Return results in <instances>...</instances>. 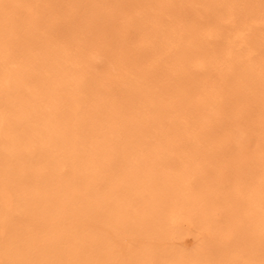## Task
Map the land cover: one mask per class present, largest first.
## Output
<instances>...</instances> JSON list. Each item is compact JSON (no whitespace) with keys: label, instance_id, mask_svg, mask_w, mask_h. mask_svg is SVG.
Masks as SVG:
<instances>
[{"label":"rangeland","instance_id":"obj_1","mask_svg":"<svg viewBox=\"0 0 264 264\" xmlns=\"http://www.w3.org/2000/svg\"><path fill=\"white\" fill-rule=\"evenodd\" d=\"M2 2L5 4L4 11L8 17L6 22L0 24L1 31L3 32L0 35L4 45L8 48L7 52L3 53L2 56L5 54L7 56L5 63L13 62L14 64H19V67L20 65L30 63L31 70L25 74L29 76L26 77L29 78V81L26 80L24 86L26 84L29 86V82H31L30 87L32 89L30 91L34 90L33 84L38 73V71L33 69L37 67L34 63L36 62V57L38 59L42 55L51 53L55 56L57 55L58 62L62 63L60 66L63 70H58L60 74L55 77L52 75V79L56 84L61 83L60 88H57L61 93V97L64 94L66 104H68V99H70L69 105L66 107H62L61 105L58 108L60 109L58 120L64 124L63 131L75 132L76 125L79 127V124L82 125L84 122L87 123V121L88 128H93V126H97L98 124L101 125L103 122L101 118H103L104 114L100 112L94 114L88 107L90 106L91 109L94 107L96 108L95 110H98V107H102V105L108 107L105 104L106 101L108 105L114 104V109L109 107L107 110L116 116L115 122H113L114 125H112L119 134L116 144L117 161L120 162L117 163L114 171H122V164L125 161L127 165L129 163V167L136 166L137 158H135L136 160L128 161L126 158L130 156L134 159L135 155L139 153L137 150L138 145L134 142L135 138L133 136L139 135L136 133V130H138L137 126L141 122V117L145 116L144 113L147 114L143 110L142 113L137 114L134 110L136 104L139 103L136 98L138 93L143 95L146 92L145 94L149 95L151 99L154 97L153 108L166 112L163 113L165 115L163 117V114L157 115L161 120L154 121V124L156 125L157 123L161 128L162 124H167L170 127L171 124L168 121L173 120L176 114H181L183 121H179L183 123V127L186 126L184 129L189 131L187 136L191 142H184L186 140L184 135L183 137L180 136L183 139L177 138L176 140L171 132L164 139L159 137L158 134L155 135L156 137L154 138L156 140H154L152 145L150 144L151 146L156 145L161 147L168 145L167 147L173 150L163 156L164 159H168L167 162L171 161V164L168 163V167L160 169V174L162 173L164 176L168 174V177L170 175H178L180 177L178 178L179 180L170 182L169 190L171 193L160 189L161 187L158 186L153 191L154 193L152 192V195L148 197L154 201L156 199L155 202L157 203H154L157 204V210L155 209V211L146 209V206L142 205L141 202L144 200V197H142L140 192L139 195L130 196L132 204L128 205L127 208L126 206L122 207V209H126L123 210L127 212L125 216H128H126V220L121 221L125 228L123 231L117 227L116 222H108L104 217H102L103 220L100 218L101 221L100 219L93 218L96 222L93 221L92 224L94 226H90V228L87 227L89 224L86 225L87 222H85L90 219H81L87 216L66 218L58 226H55L48 219V216H43V218L40 216L41 211H44V209L51 215L55 211L75 210L74 208L79 206L75 203V197H77L75 192L77 190L72 186L78 182V179L75 178L77 170L71 169V166L75 162L74 160L73 163L70 161L71 159L69 160L72 164L70 166L65 161L64 163H58L56 165L57 168H55L58 171L55 173L57 175L62 174L65 178L67 189L63 197L65 204L59 202L49 205L45 204L42 210L36 208L32 210V207L27 204L26 200L33 193H43L46 191L44 186H39L43 181L40 165L33 163L30 166L28 161H25V157H21L23 161L20 158L17 159L18 161L13 160V163H8V166L5 165L7 174H3V178L0 177V191L2 192L0 194L5 192L4 199H7L10 204H5L0 196V227L5 231V229L9 230L8 227L13 225L14 232H11V235L8 233V236L5 233L4 236L0 235V264L10 263L9 259L10 255L13 254V250L11 248L9 249L11 251L4 249L3 243H9L18 233H23V236L27 237V241L31 239V241L37 243V246L43 245L45 241L52 240L57 242V244L51 247L50 253H47L48 255L42 264H78L80 261H76L71 255L73 249L78 247V244L75 246L74 243L85 242L84 244H88V241L92 244L90 242V233H94L98 228L102 229L103 233L105 232L103 237L112 241L117 240L119 238L117 237L118 235L121 236L120 240L123 241L117 242L120 244V253L106 252L104 249L95 250L90 254L92 256L89 255V258L87 254H84V258L87 259H83L82 261L88 262V259L90 260V258L96 256L97 259L105 257L106 259L109 258L107 260H113V262L109 261L107 264H123L125 261L123 257L126 256L124 254L130 248L126 240L136 235L137 233L135 232H138L140 229V226L138 227V224H135L131 218L132 214L138 212L141 216L150 213L152 218L151 216L150 218L147 216L144 218L143 224L147 222L148 226H152L153 230L159 231L165 227L163 229L164 233H154V236L151 238L154 239V244L150 250L152 257L150 258L151 260L148 259L146 264H264V216L258 219L261 213L264 214V208H262L264 207V0H2ZM27 28H33L32 32H28ZM163 35L166 37H163ZM29 36L34 37V40L26 39ZM151 38L155 40L153 41ZM30 44H32L33 48H29ZM184 47L194 53L176 61L172 54L183 50ZM237 57L238 59L235 60ZM70 59L72 60L70 61ZM64 60L65 62H63ZM175 62H177V65H181L180 63L185 65L184 70L177 69L176 66L175 68L179 73L173 70L174 68L172 67L175 65ZM244 63L255 65L254 71L248 69L244 72L245 75L244 73L241 74L243 65L245 66ZM57 64H53L54 67H52L59 66ZM117 74L118 76L122 75L118 77ZM48 75L50 76V74ZM76 75H78V78L74 80ZM230 75L235 76V79L233 78L232 81L235 84L233 83L227 89V86L223 87L222 79L224 77L229 78ZM62 77L68 78L62 80ZM192 78L196 80L193 81ZM76 82L80 83V85L84 84L82 87L85 91L84 98H82L81 91L70 92L73 90L71 89V85ZM243 84L245 87H243ZM27 85L26 87L28 88ZM220 85H222V89ZM137 87L139 89H136ZM242 87L244 90H242ZM140 89L144 90L140 91ZM220 89L221 91H219ZM156 90H158L157 93ZM238 91L239 93H237ZM236 95L237 97H235ZM125 96L127 97L126 99ZM13 97L12 100L15 99V102L16 99L18 101L23 100V98L19 99L18 96ZM99 97L100 99H98ZM131 97L133 99H130ZM80 98L84 101L83 104L78 105ZM119 99L121 101H118ZM202 99L205 100L203 101ZM8 101H11L10 97L6 100L7 104ZM1 102H3L2 105L6 103L5 99L0 98ZM177 102H183V109L182 106L180 107L181 109L178 107V110H175L176 112L167 116L166 109L175 107L173 105ZM82 105L83 111L86 109V112L79 111L85 117L81 122L82 119H78L77 117L78 112H75L77 107L75 109L74 107ZM215 106L219 107L217 112L219 115L216 113ZM214 107L215 109H213ZM29 109L30 111L34 109L32 104L29 105ZM118 109H121V112ZM128 111L132 112V114L125 113ZM150 111H148L150 115L147 114L148 117L146 115L144 118L148 119L152 115L153 112ZM136 114L140 116L138 117ZM31 115H24L25 117H22L28 120V118L31 119L33 117ZM125 115L127 116L125 117ZM96 116L97 119H95ZM22 117L19 116L21 119ZM104 117L106 116L104 115ZM129 117L131 118L129 119ZM211 120L212 122H210ZM118 122H120L121 127H119ZM154 124L153 126H155ZM131 126L134 128L133 131L127 128ZM164 127L167 128L168 126ZM192 130H195V132ZM30 132L32 133V131ZM239 132L243 135H240ZM153 134L151 133V135ZM191 135L194 137H191ZM51 136V134L48 135L46 141L49 144L52 142L55 145L54 148L60 149L56 139H51L50 141L49 138H52ZM193 139L194 141H192ZM130 141L134 142L132 144L135 148L129 149V146L131 147V144H128ZM34 142L36 141L23 143L21 148L26 153L28 151L31 156H36V143ZM70 143L68 144L70 145ZM123 143L125 144L122 145ZM120 145L122 146L120 147ZM196 145L198 146L194 147ZM70 146V148H73V144ZM186 150L188 153H186ZM184 155L185 157H182ZM124 157L125 160H123ZM184 162L189 165L193 162L195 168H198V170L193 174H188L183 167ZM162 163L158 162L157 164L162 166ZM28 167H30V171L28 174H25L24 169H28ZM14 172H16L15 176ZM136 172L137 170H129L126 173L136 174ZM159 172L157 173L156 171L154 173L160 175ZM181 175H183L184 179ZM35 184L37 187H35ZM106 192L111 195L113 191L108 192L106 190ZM160 203L162 204L159 206ZM158 206L161 209L157 208ZM12 212H18V214L20 212L19 215L21 216L28 215L26 218L21 217L19 219L21 223L15 226L14 223L16 222L12 221L14 220V216L11 215ZM154 214L159 221V223H156L158 226L155 227L153 226ZM15 219L17 220V218ZM106 221L107 223H105ZM130 222L131 226L129 225ZM61 227L62 229H60ZM51 229L53 231H50ZM47 231L51 233L49 236L47 235L49 234ZM68 232L70 233L69 235ZM0 234H2L1 231ZM109 235L112 239L109 238ZM99 237L97 235L94 239L97 240L98 238L99 240ZM25 240L26 238L20 244H26L27 241ZM188 241L191 242L190 246L193 251L186 249L183 244L181 245V243L186 244ZM145 242L147 240L144 239L137 246H141L139 248L142 249L146 248ZM9 246L11 247V245ZM85 246L84 248H87ZM84 248L81 250V253H86ZM122 253L123 256L121 255ZM87 262L84 263L88 264ZM142 263L143 261H140L135 264Z\"/></svg>","mask_w":264,"mask_h":264},{"label":"bare ground","instance_id":"obj_2","mask_svg":"<svg viewBox=\"0 0 264 264\" xmlns=\"http://www.w3.org/2000/svg\"><path fill=\"white\" fill-rule=\"evenodd\" d=\"M9 1V0H8ZM4 6L5 4L2 2V0H0V24L2 22H6L8 17L4 11ZM102 16V15H101ZM91 17V16H90ZM94 17V15H93ZM100 17V16H99ZM99 19V18H98ZM101 23V22H100ZM2 29L0 28V33ZM33 28H27L28 32H32ZM27 32V33H28ZM148 32V31H147ZM3 33V32H2ZM13 33V31H12ZM11 33V34H12ZM154 33V32H153ZM168 34V33H167ZM166 34V36H167ZM5 36V35H4ZM163 35V37H166ZM162 37V35H161ZM5 38V37H4ZM34 38V37H33ZM31 36H29V38H26L28 40L33 41V39ZM22 39V38H21ZM153 39V38H151ZM157 39V38H156ZM164 39V38H162ZM169 39V38H168ZM2 37L0 35V98L1 99H5L6 100L10 97L11 101H8L4 103L7 104L6 106H3L1 102L0 105V177L3 178V174H7L6 169H5V165H7L8 163L12 162L13 160H17L20 159L21 157H25V161H28V163L30 164H39L41 169L40 172L42 174V182L40 183L39 186L41 187H45L46 191L43 193H33L31 194L26 200H27V204H29L32 207V210L34 208L42 210V207L45 204H55V203H64V195L67 191L66 186H65V178L63 177L62 174L57 175L55 172H58L55 168L56 165L58 163H64L66 161V163H68V165L70 166L71 162L73 163V160L75 161L74 164L71 166V169L77 170V175L78 177L75 176V178L78 179V182L75 185H72L74 188H76L75 190H77L75 192V195L77 197L76 198V205H79L78 207L74 208L75 210H62V211H55L54 213H51V215H49L46 210L44 209V211H41L40 216L43 218L48 216V219L51 220L55 226H58L64 219L66 218H70V217H86V218H81L83 220H89V221H85L87 222L86 225H88L87 227L90 226H94L92 223L93 221H95V219L93 218H97L98 220L102 217L106 218V220L108 222H116L117 223V227L121 228V231H123L124 225L123 223H121V221H123L126 216L125 214H127V212H124L123 210L126 209H122L123 206H126V208L128 207V205L132 204V200L130 196H134L136 194L142 195V197H144V200L141 202L142 205H144V207L146 206V209L149 210H154L156 209L157 202L156 199L155 201L153 199H150L148 197H150V195H152V192L155 191V189L158 188V186H160L162 190L166 191V192H170V182L173 180H179L178 178L180 176L178 175H170L168 177L167 175H162V173L160 174L159 170L163 169V167H168V163L171 164L170 162H167L168 159H164L163 156L166 155L167 153H169L172 149L168 148V145H163L161 147H158L156 145H153L154 140H156L155 135H159V137L163 138L166 137V135L171 132L174 136V138L177 140V138L180 140L183 139L181 137H183V135L185 136V141H190L188 139L187 133H189V131L184 128H186V126H182L183 123H181L182 120L181 119V114L178 115L176 114V116L173 117V120H169L168 122L171 124L170 127L167 124H162L163 126H168L167 128H165V130H163V126L162 128L157 125L154 124V121H158V119H160V115H162L163 113H166L165 111L159 110L158 108H153L152 105H154L153 103L154 101V97L151 99L149 97V95H146L144 92V94L142 95L141 93L137 94V102L139 101V103L136 104V108L134 109L136 111V113H142L143 112H147V114L150 112H153L151 116H149L148 119L144 118L146 117V113H144V117H141V122L140 124L137 126L138 130H136L139 135H134L133 137L134 142L136 143V145H138L137 150L139 151V153H137V155H135L134 159L132 157H128L126 158V160H136L135 158H137V162H136V166H131L129 167V163L128 165L123 162L122 164V171H114L115 166L117 165V163H119L118 160V153H117V144H116V140L117 138H119V134L116 131V129H114L113 125L116 119V116H114L113 113L107 111L109 107H112V109H114V104L113 105H108L107 101L105 102V104L108 107H104L102 104V107H98V110H95L96 108L89 106L88 108L90 110H92V112L94 114H96V112H100L103 113L106 117H104L103 115V122L100 124H98L97 126H93V128H88L87 127V123L84 122L82 125L79 124V127H77L78 125L75 126V132L71 131V132H67V131H63L62 129L64 128V124L60 123L58 120V115L60 114V109H58L61 105L63 106H67L70 103V99H68V104H66V99L64 94L62 95V97L60 96V92L59 89L57 87L60 88L61 83H55L52 79V77L57 76L58 74H60L58 72L63 70L62 67L60 66L62 63L58 62L56 56L54 54L49 53L48 55H42L41 57H39L36 59L35 65H37V67L33 68L36 71H38V73L35 71V73H37V78L34 82V90L35 92H31L30 89H32V87H30L31 82H27L29 84L28 88L26 87V85L24 86V83H26V80L29 81V77L28 75H25L27 72H29L30 69V63H27L26 65H17L16 63L14 64L13 62L11 63H5L7 60V56L6 54L2 56L3 53L7 52L6 50H8V48H6V46L4 45V42L2 41ZM25 40V39H24ZM143 40V39H142ZM155 39H153L154 41ZM158 40V39H157ZM156 40V41H157ZM164 41V40H162ZM167 41V40H166ZM30 42V41H29ZM11 43V41H10ZM26 43V42H25ZM156 43V42H155ZM33 48L32 44L29 45V48ZM37 48V47H36ZM53 48V47H52ZM133 48V47H132ZM186 47L183 48V50L176 52L173 55V58L177 61V60H181L180 58H185L187 55H190L192 52L191 50L185 49ZM66 49V48H64ZM175 49V48H174ZM43 50V49H42ZM58 50V49H57ZM77 50V49H76ZM99 50V49H98ZM97 50V51H98ZM4 51V52H3ZM11 51V50H10ZM9 51V52H10ZM30 51V50H29ZM63 51V50H62ZM72 51V50H71ZM45 52V51H44ZM49 52V51H48ZM95 52V51H94ZM170 52V51H169ZM13 53V52H12ZM34 53V51H33ZM61 53V52H60ZM76 53V52H75ZM171 53V52H170ZM169 53V54H170ZM47 54V53H46ZM57 54V53H56ZM14 55V54H13ZM171 55V54H170ZM23 56V55H22ZM53 56V59H52ZM64 56V55H63ZM123 56V55H122ZM138 56V55H137ZM146 56V55H145ZM239 56V55H238ZM68 58V57H67ZM73 58V57H72ZM78 58V57H77ZM76 58V59H77ZM94 59V58H93ZM139 59V58H138ZM238 59L235 58V60ZM26 60V59H25ZM32 60V59H31ZM67 61V59H65ZM65 60L63 62H65ZM72 59H70L71 61ZM78 60V59H77ZM76 60V61H77ZM80 60V59H79ZM34 61V60H33ZM60 61V60H59ZM9 62V61H8ZM22 62V61H21ZM20 62V63H21ZM31 62V61H29ZM58 63V64H57ZM84 63V62H83ZM177 62H175V65L172 67L174 68L173 70H176L175 66L177 67V69H181L184 70L185 65H183L182 63H180L181 65H177ZM179 63V61H178ZM230 63V62H229ZM252 63V62H251ZM23 64V63H22ZM53 64H57L59 66H56L55 68H53ZM68 64V63H67ZM136 64V63H135ZM174 64V63H173ZM172 64V65H173ZM245 64V63H244ZM53 66V67H52ZM68 66V65H67ZM86 66V65H85ZM255 67V65L253 64H245V66L243 65L242 68V73L243 74L246 70L250 69L252 71L253 68ZM68 68V67H67ZM82 68V67H81ZM187 68V67H186ZM185 68V70H186ZM234 68V67H232ZM65 69V68H64ZM70 69V68H69ZM258 69V68H257ZM75 71V70H74ZM73 71V72H74ZM177 71V70H176ZM34 72V71H33ZM93 72V71H92ZM96 72V71H95ZM178 72V71H177ZM182 72V71H181ZM187 72V70H186ZM237 72V71H236ZM256 72V71H255ZM97 73V72H96ZM179 73V72H178ZM232 73V71H231ZM249 73V72H248ZM246 73V74H248ZM24 74V75H22ZM50 74V76L48 75ZM93 74V73H92ZM150 74V73H149ZM185 74V73H184ZM188 74V73H187ZM229 74V73H228ZM33 75V74H32ZM53 75V76H52ZM79 75V74H78ZM78 75L75 76V79L78 78ZM122 75V74H120ZM119 75V76H120ZM148 75V74H147ZM194 75V74H193ZM192 75V76H193ZM234 75V73H233ZM245 75V73H244ZM254 75V74H253ZM31 76V74H30ZM35 76V75H34ZM49 76V77H48ZM92 76V75H91ZM90 76V78H91ZM118 76V74H117ZM118 76V77H119ZM196 76V74H195ZM226 76V75H225ZM239 76V75H238ZM242 76V75H241ZM151 77V76H150ZM200 77V76H199ZM205 77V76H204ZM235 76L230 75L229 78H225L222 79L223 87L227 86V89H229L234 82L233 78ZM244 77V76H243ZM242 77V78H243ZM32 78H34L32 76ZM68 77H62V80L67 79ZM122 78V76H121ZM120 78V79H121ZM147 78V77H146ZM117 79V78H115ZM154 79V78H153ZM190 79V78H189ZM193 81L198 79V77H196V79L192 78ZM235 79V78H234ZM60 80V79H59ZM144 80V79H143ZM201 80V77H200ZM31 81V80H30ZM61 81V80H60ZM69 81V80H68ZM84 81V80H83ZM119 81V80H118ZM123 81V80H122ZM54 84H53V83ZM175 82V81H174ZM221 82V80H220ZM237 82H238V77H237ZM96 83V81H95ZM112 83V82H111ZM136 83V82H135ZM156 83V82H155ZM163 83V82H162ZM172 83V82H171ZM207 83V82H206ZM115 84V83H114ZM118 84V83H117ZM173 84V83H172ZM235 84V83H234ZM240 84V83H239ZM87 85V84H86ZM85 85V86H86ZM97 85V84H96ZM125 85V84H124ZM128 85V84H127ZM136 85V84H135ZM164 85V84H163ZM218 85V84H216ZM222 85H220L221 89H222ZM242 85V83H241ZM73 90H71L70 92H76V91H81L80 93H82L81 95H83L82 98H84L85 96V91L82 89V87L84 86V84L82 83V85H80V83L78 84L77 82L74 83L73 85H71ZM89 86V85H88ZM98 86V85H97ZM140 86V85H139ZM143 86V85H142ZM148 86V85H147ZM176 86V85H175ZM30 87V88H29ZM65 87V86H64ZM145 87V86H144ZM157 87V86H156ZM219 87V86H217ZM243 87L244 84H243ZM242 87V90H244ZM66 88V87H65ZM149 88V86H148ZM174 88V87H173ZM87 89V88H86ZM97 89V88H96ZM111 89V88H110ZM136 89H139V87H137ZM142 89V88H141ZM140 91H143L141 90ZM154 89V88H153ZM221 89L219 91H221ZM241 89V88H240ZM93 90V89H92ZM124 90V89H123ZM146 90V89H145ZM155 90V89H154ZM209 90V89H207ZM206 90V92H207ZM95 91V89H94ZM113 91V90H112ZM118 91V90H117ZM129 91V90H128ZM149 91V90H148ZM152 91V89H151ZM150 91V92H151ZM158 90H156L157 93ZM233 91V88H232ZM237 91V90H236ZM97 92V91H95ZM123 92V91H122ZM135 92V91H134ZM138 92V91H137ZM223 92V91H222ZM104 93V92H103ZM110 93V92H109ZM124 93V92H123ZM205 95L206 93L203 92ZM221 93V92H220ZM225 93V92H224ZM239 93V91L237 92ZM243 93V91H242ZM107 94V93H105ZM103 94V95H105ZM121 94V93H120ZM148 94V92H147ZM151 94V93H150ZM195 94V93H194ZM99 95V93H98ZM97 95V96H98ZM159 95V93H158ZM208 95V94H207ZM232 95V94H231ZM13 96H18L19 99L23 98V100H17L15 102V99L12 100V98H14ZM64 96V97H63ZM87 96V95H86ZM96 96V95H95ZM109 96V95H107ZM120 96V95H118ZM127 96V95H126ZM125 96V99L127 98ZM239 96V95H238ZM102 97V96H100ZM100 97L98 99H100ZM123 97V96H121ZM178 97V96H176ZM196 97V96H195ZM237 97V95L235 96ZM118 98V97H117ZM129 98V97H128ZM149 98V100H147ZM185 98V97H184ZM211 98V97H210ZM89 99V98H88ZM91 99V98H90ZM103 99V98H102ZM112 99V98H111ZM122 99V98H120ZM118 101H121V100ZM130 99H133V97H131ZM135 99V98H134ZM176 99V98H175ZM93 100V99H92ZM136 100V99H135ZM156 100V99H155ZM170 100V99H169ZM185 100V99H184ZM197 100V99H196ZM203 100V99H202ZM205 100V99H204ZM203 100V101H204ZM215 100V99H214ZM72 101V100H71ZM83 101L81 98L79 99L78 105L79 104H83ZM104 101V100H103ZM117 101V100H116ZM127 101V100H126ZM132 101V100H130ZM160 101V100H159ZM190 101V100H189ZM93 102V101H92ZM97 102V101H96ZM102 102V101H101ZM112 102V101H111ZM161 102V101H160ZM169 102V101H168ZM172 102V101H171ZM176 102V101H175ZM199 102H201L199 100ZM219 102V101H218ZM217 102V103H218ZM89 103V102H88ZM95 103V101H94ZM120 103V102H119ZM193 103V102H192ZM191 103V104H192ZM205 103V102H204ZM32 104L34 109H32L30 111L29 109V105ZM98 104V103H96ZM95 104V105H96ZM100 104V103H99ZM126 104V103H125ZM133 104V102H132ZM157 104V103H156ZM171 104V103H170ZM73 105V104H72ZM94 105V106H95ZM117 105V104H116ZM120 105V104H118ZM163 105V104H162ZM183 105V102H177L174 103L173 106L175 107H171L166 109L167 111V116L171 115L172 113L176 112L179 107V109H181L180 107ZM241 105V104H240ZM93 106V105H92ZM172 106V105H171ZM219 106V105H218ZM221 106V105H220ZM244 106V105H243ZM77 107V108H76ZM118 107V106H117ZM128 107V106H127ZM130 107V105H129ZM133 107V106H132ZM166 107V106H165ZM187 107V106H186ZM196 107V106H195ZM216 107V109H215ZM213 109L216 110V113L218 112V108L217 106H215ZM222 107V106H221ZM76 108L75 112L77 113V117L78 119H82L81 122L85 119V117H83L82 113H79V111H83V105L82 106H75L74 109ZM134 108V107H133ZM175 108V109H174ZM185 108V106H184ZM188 108V107H187ZM241 108V106H240ZM111 109V110H112ZM163 109V108H162ZM164 109V110H165ZM183 109V106H182ZM222 109V108H221ZM107 112H106V111ZM121 110V109H120ZM118 109V111H120ZM176 110V111H175ZM195 110V109H194ZM89 112V110H87ZM115 111V110H114ZM112 111V112H114ZM123 111H125V109H123ZM127 111V110H126ZM180 111V110H179ZM178 111V112H179ZM62 112V111H61ZM86 112V109L85 111ZM121 112V111H120ZM118 112V113H120ZM134 112V111H133ZM177 112V113H178ZM125 113H131L132 112H125ZM154 113H156V115H154ZM187 113V112H186ZM204 113V112H203ZM32 114V115H31ZM86 114V113H85ZM124 114V113H123ZM136 114V115H137ZM212 114V113H211ZM28 116L31 115L33 117H31V119L28 118V120H26L25 118H23L22 116ZM93 115V114H92ZM98 115V114H97ZM119 115V114H118ZM150 115V114H148ZM147 115V117H148ZM159 115V116H157ZM175 115V114H174ZM217 115H219V113H217ZM222 115V114H221ZM226 115V113H225ZM17 116V117H16ZM19 116L22 117L19 118ZM24 116V117H25ZM127 115H125L126 117ZM132 116V115H131ZM138 117L140 115H137ZM165 116L164 114L162 115V117ZM212 116V115H211ZM15 117V118H13ZM76 117V118H77ZM88 117V116H87ZM156 117V118H155ZM131 117H129L130 119ZM133 118V117H132ZM61 119V118H60ZM97 119V116L96 118ZM125 119V118H124ZM127 119V118H126ZM143 119V120H142ZM163 119V118H162ZM63 120V119H62ZM75 120V119H74ZM118 120V119H117ZM138 120V119H136ZM161 120V119H160ZM210 120V119H209ZM78 121V120H77ZM91 121V120H89ZM97 121V120H96ZM102 121V120H100ZM119 121V120H118ZM124 121V120H123ZM183 121V120H182ZM73 122V121H72ZM75 122V121H74ZM92 122V121H91ZM121 122V119H120ZM118 122V124L120 123ZM130 123V121H128ZM136 122V121H135ZM149 122V123H148ZM162 122V121H161ZM167 122V123H168ZM212 122V120L210 121ZM93 123V122H92ZM125 123V121H124ZM163 123V122H162ZM166 123V122H165ZM185 123V121H184ZM208 123V122H205ZM77 124V123H76ZM91 124V123H90ZM113 124V125H112ZM122 124V123H121ZM135 124V123H133ZM153 124L155 126H153ZM159 124V123H158ZM213 124V123H212ZM215 124V123H214ZM70 125V123H69ZM92 125V124H91ZM96 125V124H95ZM137 125V124H136ZM211 125V123H210ZM67 126V125H66ZM116 126V125H115ZM128 126V124H127ZM233 126V125H232ZM119 127L120 124H119ZM123 127V124H122ZM190 127V126H189ZM118 128V125H117ZM128 130L133 131V127H127ZM190 129V128H189ZM74 130V129H73ZM150 130H152V132H150ZM196 130V129H195ZM195 130H192L195 132ZM32 131V133L30 132ZM120 132V131H119ZM122 132V131H121ZM150 132V133H149ZM151 133H156L151 135ZM193 133V132H192ZM203 133V132H202ZM240 133V132H239ZM52 135V138H49L50 141L51 139H56L58 145L60 146V149H56L54 148L55 145L49 144L48 141H46V139H48V135ZM121 134V133H120ZM171 134V135H172ZM214 134V133H213ZM144 135V136H143ZM193 135V134H192ZM191 137H194L192 136ZM201 135V134H200ZM240 135H243L240 133ZM132 136V135H131ZM143 136V137H142ZM181 136V137H180ZM238 136V135H237ZM40 138V139H39ZM129 138V137H128ZM198 138V137H197ZM241 138V137H240ZM130 139V138H129ZM191 139V138H190ZM202 139V138H201ZM30 141H36L34 143H36L35 146V152H36V156H31L29 154V152L26 151L24 152L23 149L21 148V146L23 145V143H28ZM194 141V139L192 140ZM196 141V138H195ZM198 141V140H197ZM222 141V140H221ZM220 141V142H221ZM228 141V140H227ZM73 144V148H70ZM113 142V143H112ZM121 142V141H120ZM134 142L130 141L128 144H131V147L129 146V149H133L135 148V146H133ZM172 142V141H171ZM183 142V141H182ZM70 143V145L68 144ZM133 143V144H132ZM173 143V142H172ZM179 143V142H178ZM197 143V142H195ZM201 143V142H200ZM215 143V142H214ZM125 143H123L122 145H124ZM151 144V145H150ZM181 144V143H180ZM187 144V143H185ZM191 144V143H190ZM199 144V142H198ZM220 144V143H219ZM69 145V147H68ZM120 145V147L122 146ZM150 145V146H148ZM177 145V144H176ZM175 145V146H176ZM179 145V144H178ZM194 145V144H193ZM211 145V144H210ZM141 146V147H139ZM183 146V145H182ZM189 146V145H188ZM187 146V147H188ZM198 145L194 146L197 147ZM203 146V145H202ZM125 147V146H124ZM216 147V146H215ZM181 148V147H180ZM202 148V147H201ZM200 148V150H201ZM189 149V148H188ZM193 149V148H192ZM213 149V148H212ZM177 150V149H176ZM191 150V149H190ZM208 150V149H206ZM141 151V153H140ZM173 151V150H172ZM199 151V149H198ZM209 151V150H208ZM223 151V150H222ZM131 152V151H130ZM244 152V151H243ZM32 153V151H31ZM133 153V152H132ZM177 153V152H175ZM186 153L187 150H186ZM191 153V152H189ZM26 154V155H25ZM122 154V153H121ZM208 154V153H207ZM244 154V153H243ZM33 155V154H32ZM188 155V154H187ZM239 155V154H238ZM30 156V157H29ZM123 156V155H122ZM200 156V155H199ZM206 156V155H205ZM211 156V155H210ZM242 156V155H241ZM248 156V155H247ZM182 157H185L182 156ZM233 157V156H232ZM245 157V155H244ZM170 158V157H169ZM197 158V157H196ZM207 158V157H206ZM224 158V157H223ZM256 158V157H255ZM71 159V160H70ZM123 159V158H122ZM181 159V158H180ZM213 159V158H212ZM71 162H70V161ZM125 160V157L124 159ZM122 160V161H123ZM195 160V159H194ZM207 160V159H206ZM226 160V159H225ZM18 161V160H17ZM21 161H23V158H21ZM121 161V162H122ZM178 161V160H176ZM200 161V159H199ZM163 162L160 166L157 163ZM174 162V161H173ZM211 162V161H210ZM13 163V162H12ZM18 163V162H17ZM175 163V162H174ZM179 163V162H178ZM183 163V162H182ZM185 163V162H184ZM209 163V162H208ZM247 163V162H246ZM252 163V162H251ZM254 163V162H253ZM203 164V163H202ZM201 164V165H202ZM233 164V163H232ZM77 165V167H76ZM127 165V166H126ZM179 165V164H178ZM177 165V166H178ZM182 165V164H180ZM262 165V164H261ZM260 165V166H261ZM8 166V165H7ZM14 166V165H13ZM121 166V165H120ZM200 166V165H199ZM25 167V166H24ZM38 167V166H37ZM37 167H35L37 169ZM126 167V168H125ZM162 167V168H161ZM184 169L185 172H188V174H193L195 173L198 168L196 169L193 162L192 164H184ZM182 167V168H183ZM30 167H28V169H24V173L28 174L30 169ZM59 168V167H58ZM70 168V167H69ZM120 168V167H118ZM202 168V167H201ZM206 168V167H205ZM215 168V167H214ZM253 168V165H252ZM8 169V168H7ZM196 169V170H195ZM248 169V168H247ZM4 170V171H3ZM39 170V169H37ZM64 170V169H63ZM121 170V169H120ZM133 171V170H137L136 174L134 173H126L127 171ZM221 170V169H219ZM239 170V169H238ZM246 170V169H245ZM256 170V169H255ZM126 171V172H125ZM157 173L159 172L160 175H156L154 172ZM183 171V170H181ZM9 172V170H8ZM239 172V171H238ZM14 176L16 175V172H14ZM23 173V172H22ZM10 174V173H9ZM12 174V173H11ZM166 174V173H165ZM180 174V173H179ZM242 174V173H241ZM20 175V174H19ZM197 175V174H196ZM25 176V175H24ZM65 176V175H64ZM177 176V177H176ZM183 175H181L182 177ZM213 176V175H212ZM9 177V176H8ZM7 177V178H8ZM21 177V176H20ZM40 177V176H39ZM37 177V178H39ZM194 177V176H193ZM207 177V176H206ZM217 177V176H216ZM249 177V176H248ZM74 178V177H73ZM183 178V177H182ZM213 178V177H212ZM221 178V177H220ZM258 178V177H257ZM5 179V178H4ZM184 179V178H183ZM224 179V178H223ZM242 179V178H241ZM7 180V179H6ZM13 180V179H12ZM68 180V179H67ZM15 181V180H14ZM40 181V180H39ZM223 181V180H222ZM52 182V183H51ZM175 182V181H174ZM183 182V181H182ZM186 182V181H184ZM193 182V181H192ZM36 183V181H35ZM38 183V180H37ZM188 183V182H187ZM206 183V182H205ZM222 183V182H221ZM235 183V182H234ZM26 184V183H25ZM176 184V183H174ZM189 184V183H188ZM217 184V183H216ZM236 184V183H235ZM36 185V184H35ZM46 185V186H45ZM50 185V186H49ZM67 185V184H66ZM183 185V183H182ZM232 185V184H231ZM255 185V184H254ZM257 185V184H256ZM68 186V185H67ZM190 186V185H189ZM233 186V185H232ZM236 186V185H235ZM234 186V188H235ZM33 187V186H32ZM37 187V185L35 186ZM174 187V186H173ZM177 187V186H176ZM178 188V187H177ZM202 189V188H201ZM26 190V189H24ZM43 190V189H42ZM106 190L108 192H112L111 195L107 194ZM142 190V191H141ZM231 190H233L231 188ZM238 190V189H236ZM158 191V190H157ZM176 191V190H175ZM178 191V190H177ZM202 191V190H201ZM228 191V190H227ZM69 192V191H68ZM73 192V191H71ZM0 193H2L0 191ZM154 193V192H153ZM183 193V191H182ZM231 193V192H230ZM4 194H0L1 199H3L2 201H4L5 204H10V202L8 203L7 199H4ZM229 195V194H228ZM24 196V195H23ZM74 197V196H73ZM192 198V197H191ZM255 198V197H254ZM184 199V198H183ZM135 200V199H134ZM232 200V199H231ZM17 201V200H16ZM158 201V200H157ZM163 201V200H162ZM74 202V201H73ZM155 202V203H154ZM161 202V201H160ZM183 202V201H182ZM233 202V201H232ZM253 202V201H252ZM124 203V204H123ZM164 203V202H163ZM201 203V202H200ZM65 204V203H64ZM162 203L159 204V206ZM194 204V203H193ZM226 204V203H225ZM258 204V203H256ZM254 204V205H256ZM57 205V204H56ZM259 205V204H258ZM9 206V205H8ZM24 206V205H23ZM22 206V207H23ZM54 206V205H53ZM157 207L159 209H161V207ZM164 206V204H163ZM232 206V205H231ZM264 206V205H263ZM56 207V206H55ZM54 207V208H55ZM10 208V206H9ZM26 208V207H25ZM58 208V207H57ZM124 208V207H123ZM199 208V207H198ZM217 208V207H216ZM215 208V209H216ZM264 208V207H262ZM261 208V209H262ZM130 209V208H129ZM165 209V207H164ZM157 210V209H156ZM225 210V209H224ZM237 210V209H236ZM190 211V210H189ZM196 211V210H195ZM25 212V211H24ZM131 212V211H130ZM234 212V211H233ZM11 213V212H10ZM155 213V212H152ZM158 213V212H157ZM169 213V212H168ZM20 214V212H19ZM18 212L14 213L12 212L11 215H13L14 220H12L15 226L19 225L20 222V218L24 217L26 218V216L28 215H19ZM170 214V213H169ZM198 214V213H197ZM225 214V213H224ZM252 214V213H251ZM93 215V216H92ZM196 215V214H195ZM147 216H149L150 218V213L148 215H142L138 212V213H134L131 215L132 220L134 221L135 224H138V227L140 226V229L138 230V232L136 235L132 236L131 233H129L132 237H129L128 240H126V243H128L130 245L129 250L124 254L126 255L125 257H123V259H125L123 264H135V263H139L140 261H143L142 264H146L148 259H150L152 257L150 250L151 247L154 244V239H151L154 236V233L156 234H161L164 233L165 231L163 229H160L159 231L157 230H153L151 227L152 226H148V223L145 222V224H143L144 222V218H146ZM264 214H260L258 219L263 218ZM29 217V216H28ZM128 217V216H127ZM154 227L158 226L156 225V223H159L157 216L154 214ZM221 217V216H220ZM17 218V220L15 219ZM152 218V216H151ZM244 218V217H243ZM28 219V218H27ZM25 219V220H27ZM74 219V218H73ZM217 219V218H216ZM224 219V218H223ZM235 219V218H234ZM42 220V219H41ZM40 220V221H41ZM103 220V218H102ZM126 220V219H125ZM240 220V219H239ZM101 221V219H100ZM107 221L105 223H107ZM128 221V220H127ZM179 221V220H178ZM186 221V220H185ZM211 221V220H210ZM214 221V220H213ZM246 221V220H245ZM50 222V221H49ZM72 222V221H71ZM82 222V221H81ZM96 222V221H95ZM94 222V223H95ZM99 222V221H98ZM104 222V221H103ZM132 222V221H131ZM131 222L129 223V225L131 226ZM202 222V221H201ZM209 222V221H208ZM220 222V221H219ZM133 223V222H132ZM216 223V222H215ZM223 223V222H222ZM258 223V222H257ZM17 224V225H16ZM23 224V223H22ZM51 224V223H50ZM92 224V225H91ZM176 224V223H175ZM214 224V223H213ZM218 224V223H217ZM239 224V223H238ZM261 224V223H260ZM6 225V224H5ZM73 225V224H72ZM97 225V224H96ZM209 225V224H208ZM33 226V225H32ZM31 226V227H32ZM66 226V225H65ZM98 226V225H97ZM179 226V225H178ZM216 226V225H214ZM6 227V226H5ZM45 227V226H44ZM73 227V226H72ZM77 227V226H76ZM108 227V226H107ZM258 227V226H257ZM256 227V228H257ZM34 228V226H33ZM46 228V227H45ZM50 228V227H49ZM65 228V227H64ZM71 228V227H70ZM91 228V227H90ZM102 228V227H100ZM9 230L5 229L2 230L0 227V231L2 234V236L5 235L8 236V233L11 235V232H14V226H10L8 227ZM39 229V228H38ZM55 229V227H54ZM62 229V227L60 228ZM89 229V228H88ZM107 229V228H106ZM64 230V229H63ZM66 230V229H65ZM70 230V229H69ZM73 230V229H72ZM92 230V229H91ZM102 229H97L94 231V233H90V242L92 244H90L88 241V244H84L85 242H81L79 243H74V245L76 246L78 244V247H75V249H73V251L71 252V255L76 259V261H80L78 264H85L84 262L87 261H82L83 259H87L84 258V254H87L88 258L89 255L92 254V252H94L95 250H103L106 252H111V253H120V247L118 244L119 241H123L120 240L121 236H117L119 237L117 240H110L106 237H103L105 232L103 233L101 231ZM166 230V229H165ZM209 230V229H206ZM50 231H53L52 229ZM50 231H47L48 236L51 234ZM7 232V233H6ZM29 232V231H28ZM65 232V231H64ZM71 232V231H70ZM118 232V231H117ZM125 232V231H124ZM30 233H32V231H30ZM28 233V234H30ZM53 233V232H52ZM208 233V231H207ZM15 234V233H14ZM57 234V232H56ZM67 234V232H66ZM70 233L68 232V235ZM101 234V235H100ZM203 234V233H202ZM13 235V234H12ZM17 235H19L17 237ZM15 238L11 239L9 241V243L5 242L3 243L4 249H10L13 250V254L10 255V263H18V264H42L43 261L45 260V257H47V253H50L51 247H53L55 244H57L56 241H48L41 246H37V243L31 241V239L29 241H27V237L23 236V233L21 234H17ZM21 235V236H20ZM31 235V234H30ZM73 235V234H72ZM99 235V240L97 238L94 239L95 236ZM246 235V234H245ZM6 236V237H7ZM14 236V235H13ZM54 236V235H53ZM87 236V234H86ZM30 237V236H29ZM157 237V236H156ZM159 237V236H158ZM242 237V236H241ZM5 239V237H3ZM26 238L25 241H27L26 244H20L21 241H23ZM109 238L110 235H109ZM255 238V237H254ZM1 239V238H0ZM29 239V238H28ZM112 239V238H111ZM147 240V242H145L146 244V248H139L141 246H137L142 240ZM40 242V241H39ZM118 242V243H117ZM189 242V241H188ZM186 242V244L181 243V245L183 244L184 247H186V249H191L190 243L191 242ZM207 242V241H206ZM50 243V244H49ZM64 243V240H63ZM245 243V242H244ZM66 244V243H65ZM176 244V243H175ZM11 245V247L9 246ZM84 245H86L84 248ZM142 245V244H141ZM13 246V247H12ZM68 247V246H67ZM71 247V246H69ZM129 247V246H128ZM2 248V247H1ZM58 248V247H57ZM73 248V245H72ZM71 248V249H72ZM85 249L86 253H81L82 249ZM254 248V247H253ZM3 249V248H2ZM5 250V251H6ZM9 250V251H11ZM53 250V249H52ZM65 250V249H64ZM8 251V252H9ZM62 251V250H61ZM193 251V250H192ZM66 252V251H65ZM84 252V251H83ZM6 253V252H5ZM123 256V253L121 254ZM92 256V255H90ZM96 257V256H95ZM92 257L90 258V260L88 259V264H107L109 261L113 260H107L109 258H99L97 259V257ZM99 257V255H98ZM2 259V258H1ZM54 259V258H53ZM120 259V260H121ZM258 259V258H257ZM151 260V259H150ZM168 260V259H167ZM5 261V260H4ZM47 261V260H46ZM54 261V260H53ZM48 262V261H47ZM56 263V261H55ZM63 263V262H62ZM67 263V262H66ZM2 264V263H1ZM4 264V263H3ZM6 264V263H5ZM48 264V263H47ZM167 264V263H166ZM172 264V263H171Z\"/></svg>","mask_w":264,"mask_h":264}]
</instances>
